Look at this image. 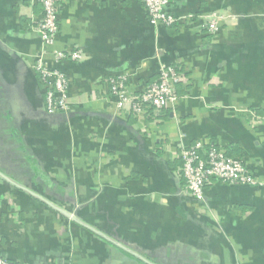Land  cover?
<instances>
[{
	"label": "crops",
	"instance_id": "0c3cea01",
	"mask_svg": "<svg viewBox=\"0 0 264 264\" xmlns=\"http://www.w3.org/2000/svg\"><path fill=\"white\" fill-rule=\"evenodd\" d=\"M178 26L141 0H64L54 46L39 0H0V259L11 264H264V0H171ZM217 21L212 33L208 24ZM80 50L55 62L54 51ZM45 53L69 80L49 113L35 71ZM176 66L178 100L135 116L130 96ZM243 161L258 187L185 192L183 149Z\"/></svg>",
	"mask_w": 264,
	"mask_h": 264
},
{
	"label": "built area",
	"instance_id": "2783aa9c",
	"mask_svg": "<svg viewBox=\"0 0 264 264\" xmlns=\"http://www.w3.org/2000/svg\"><path fill=\"white\" fill-rule=\"evenodd\" d=\"M64 0H39L43 9V18L38 25V33L42 44L52 47L59 32L58 14ZM144 4L149 21L157 26H173L180 23L169 9L171 0H141ZM212 33L217 31V21L208 24ZM55 62L65 59L79 61L83 57L80 50L74 52L54 51ZM34 69L40 76L42 86L46 90V105L48 112L66 114L69 111L67 76L59 70L51 69L45 59V53L35 60ZM181 76L173 65H163L159 79L148 86L145 91L130 96L126 90V76L110 79L113 94L119 99L118 108L130 105L133 115L145 116L167 108L178 100L175 86ZM256 124L264 126V116L255 117ZM182 166L180 169L185 182V192L202 199L206 187L215 181L232 186L256 187L260 184L253 178L248 166L241 160L228 156L226 151L202 142L183 149L181 152ZM0 264H11L6 259H0Z\"/></svg>",
	"mask_w": 264,
	"mask_h": 264
},
{
	"label": "trees",
	"instance_id": "16d2710c",
	"mask_svg": "<svg viewBox=\"0 0 264 264\" xmlns=\"http://www.w3.org/2000/svg\"><path fill=\"white\" fill-rule=\"evenodd\" d=\"M178 26V24H176ZM176 25H173V26H166V28H171V27H175ZM176 67V66H175ZM208 147V146H207ZM216 182V181H215ZM207 188V187H206Z\"/></svg>",
	"mask_w": 264,
	"mask_h": 264
},
{
	"label": "rangeland",
	"instance_id": "374dc122",
	"mask_svg": "<svg viewBox=\"0 0 264 264\" xmlns=\"http://www.w3.org/2000/svg\"><path fill=\"white\" fill-rule=\"evenodd\" d=\"M180 20H181V18H180ZM256 187H258V186H256Z\"/></svg>",
	"mask_w": 264,
	"mask_h": 264
}]
</instances>
